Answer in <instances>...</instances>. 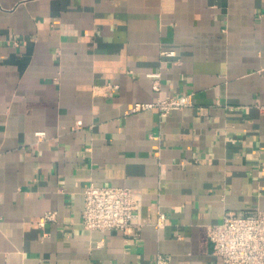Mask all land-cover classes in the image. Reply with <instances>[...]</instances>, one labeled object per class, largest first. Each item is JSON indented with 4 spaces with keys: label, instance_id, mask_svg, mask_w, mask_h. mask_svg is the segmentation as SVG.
I'll return each instance as SVG.
<instances>
[{
    "label": "crops",
    "instance_id": "1",
    "mask_svg": "<svg viewBox=\"0 0 264 264\" xmlns=\"http://www.w3.org/2000/svg\"><path fill=\"white\" fill-rule=\"evenodd\" d=\"M186 92L168 115L126 112ZM90 181L132 188L138 236L84 226ZM253 207L264 0H0V264H223L209 224Z\"/></svg>",
    "mask_w": 264,
    "mask_h": 264
},
{
    "label": "built area",
    "instance_id": "2",
    "mask_svg": "<svg viewBox=\"0 0 264 264\" xmlns=\"http://www.w3.org/2000/svg\"><path fill=\"white\" fill-rule=\"evenodd\" d=\"M162 54H176L175 49H165ZM153 88H162L161 72H150ZM118 83H108L115 88ZM194 104L192 92L181 94H157L148 101L131 102L126 112L156 108L162 116L175 109ZM77 120V126L82 125ZM38 136L45 131H37ZM84 209L82 223L88 229H120L130 235L138 236L140 225L135 222L136 201L133 190L128 185H101L90 181L84 185ZM55 218V211H47L40 217L42 225ZM166 214L159 212L157 224L160 225ZM209 237L213 241L214 254L222 258L223 264H264V207H253L242 212L225 211L220 221L209 224ZM156 264H172L167 254L158 253Z\"/></svg>",
    "mask_w": 264,
    "mask_h": 264
}]
</instances>
